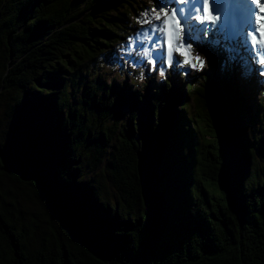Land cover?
Wrapping results in <instances>:
<instances>
[{
	"label": "trees",
	"instance_id": "1",
	"mask_svg": "<svg viewBox=\"0 0 264 264\" xmlns=\"http://www.w3.org/2000/svg\"><path fill=\"white\" fill-rule=\"evenodd\" d=\"M143 6L0 0V264H264V85L109 77Z\"/></svg>",
	"mask_w": 264,
	"mask_h": 264
},
{
	"label": "rangeland",
	"instance_id": "2",
	"mask_svg": "<svg viewBox=\"0 0 264 264\" xmlns=\"http://www.w3.org/2000/svg\"><path fill=\"white\" fill-rule=\"evenodd\" d=\"M142 1L145 2V6L142 7L143 10H140V13L147 11L148 16L139 15V20L145 21L148 19L150 23H138V30L120 46L118 54L121 64H118L115 70L109 74V77L116 76V78H119V81H122L123 77H126L129 83L134 82L139 85L150 82V87H153L151 83L152 77L155 78V83L161 81L173 68L176 70L182 69L191 76L202 77L206 75L212 77L213 73H217L216 75L221 78L222 72L226 68L224 59H227V63H229V68L226 69L228 77L234 83L242 85L244 82L237 75V72H239L237 66H239L240 61L245 62V58L241 56V53L243 54L246 51L253 64L252 71L259 77L260 83L264 85V75L260 74V71L264 69H261L256 63L257 60L264 58V39H261L260 33L256 31L261 25H264V12L261 14L254 13L250 17L235 14L238 10L236 5L241 3L239 0H231L230 5L224 9L217 8L216 2L208 4L209 9L208 6L205 7L209 11H212L213 8L217 9L219 14L208 13L204 8L197 5L194 8V15L189 22L194 24L198 31H203L199 32L198 38H196V33L194 32L193 39L189 40L185 23L178 13L174 16L170 13L168 24L166 25L163 14L159 13L156 0ZM201 1L204 2V0ZM255 4L257 8L264 9L260 5V2H255ZM178 6L183 7L185 5L180 4ZM176 7L174 5L169 6L172 12L175 11ZM153 9L156 10L155 15L159 16L160 19H152L154 15ZM152 23L158 26L157 30L151 29ZM177 27H179V39L176 38ZM249 32L252 33V36L248 35ZM201 35L204 39H202ZM169 37H171L172 43L171 53L168 46ZM154 43L155 47H153ZM198 46L203 47L208 52L207 57L203 52L198 50ZM253 47H255V51H253ZM145 48H147L149 55L144 54ZM177 49L185 50L189 60L192 62H197L196 57L204 60V67L197 72L184 63L185 58L180 55ZM216 52L223 53V57L218 63L217 60L219 59L216 56ZM150 59L152 60V64H149ZM247 64L248 62L244 63L245 66ZM161 70L164 72L163 77L160 76ZM143 93L147 95V90H144ZM1 128L2 124H0ZM102 180L106 182L110 194L116 195V189H114L108 177L104 175L102 176ZM22 199L23 204H25L27 200L23 192ZM26 205H29V202ZM29 206L33 208L35 204H30Z\"/></svg>",
	"mask_w": 264,
	"mask_h": 264
},
{
	"label": "snow or ice",
	"instance_id": "3",
	"mask_svg": "<svg viewBox=\"0 0 264 264\" xmlns=\"http://www.w3.org/2000/svg\"><path fill=\"white\" fill-rule=\"evenodd\" d=\"M196 2H197V0H156V5H157V8L159 10V13L163 14L164 23L166 25L168 24L169 14L171 13L174 16L178 13L180 18L185 23V27L187 28V34H188L189 40H192L194 32L196 33V38H198L199 32L203 31V30L198 31L196 29V26L189 22L194 15V8L196 6ZM205 2H207V0H205ZM180 4H184L185 6L179 7L178 5H180ZM170 5L177 6L175 8L174 12H172V9L169 8ZM152 11L154 13L152 19L153 20L160 19L159 16L155 15L156 10L153 9ZM140 16L147 17L148 12L143 11L140 13ZM257 19H259V18H257ZM137 23H150V21L148 19H146L145 21H140L139 19H137ZM151 29L155 31L158 29V26L156 24L152 23ZM256 31H258L260 33V38L264 39V25H261V27L259 29H256ZM176 33H177L176 38L179 39V27H177ZM248 35L252 36V33L249 32ZM146 37H147V33H146ZM155 46L156 45L154 43L153 47H155ZM168 46H169V52L171 53V51H172L171 37H169ZM177 50L180 52V55L185 58L184 63L189 65L191 68L195 69L197 72H199L204 67V63H205L204 60L200 59L199 57H196L197 62H192L189 60L187 52L185 50H181V49H177ZM198 50L203 52L206 57L208 56V52L205 51V49L203 47L198 46ZM253 51H255V47H253ZM144 54L149 55L147 48H145ZM256 63L260 66L261 69H264V58L257 60ZM149 64H152L151 59L149 60ZM260 74L264 75V70H261ZM160 76L161 77L164 76V72L162 70L160 71Z\"/></svg>",
	"mask_w": 264,
	"mask_h": 264
},
{
	"label": "bare ground",
	"instance_id": "4",
	"mask_svg": "<svg viewBox=\"0 0 264 264\" xmlns=\"http://www.w3.org/2000/svg\"><path fill=\"white\" fill-rule=\"evenodd\" d=\"M241 1V3H239V5H236L237 7V13L235 14H239L243 17H250L251 15H253L254 13L257 14H261L262 12H264L263 8H257L256 5L253 3V1L251 0H239ZM208 2V3H207ZM207 2H204L203 5L200 6L201 8H204L206 10V12L208 13H212V14H219V11L217 9H214L212 11L207 10L205 7L208 6V4H212L214 2H216V6L217 8H226L228 5H230L231 0H207ZM197 7V5L195 6ZM209 9V6H208Z\"/></svg>",
	"mask_w": 264,
	"mask_h": 264
},
{
	"label": "water",
	"instance_id": "5",
	"mask_svg": "<svg viewBox=\"0 0 264 264\" xmlns=\"http://www.w3.org/2000/svg\"><path fill=\"white\" fill-rule=\"evenodd\" d=\"M219 68H220V65H219ZM230 140H231V151H232V159H233V162L236 163V159H237V154L235 152V148H234V144H233V139L230 137ZM42 191L48 195L50 198L54 199L57 203L58 202V199H57V196L53 195L44 185L42 186Z\"/></svg>",
	"mask_w": 264,
	"mask_h": 264
}]
</instances>
